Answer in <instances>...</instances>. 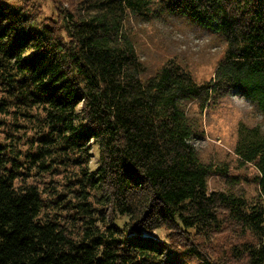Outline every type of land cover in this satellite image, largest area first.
Here are the masks:
<instances>
[{"label": "trees", "instance_id": "16d2710c", "mask_svg": "<svg viewBox=\"0 0 264 264\" xmlns=\"http://www.w3.org/2000/svg\"><path fill=\"white\" fill-rule=\"evenodd\" d=\"M50 1L0 0V264H264V0ZM165 15L223 42L209 80L140 59L130 21ZM233 89L261 115L233 148L251 197L191 142L187 106Z\"/></svg>", "mask_w": 264, "mask_h": 264}, {"label": "rangeland", "instance_id": "374dc122", "mask_svg": "<svg viewBox=\"0 0 264 264\" xmlns=\"http://www.w3.org/2000/svg\"><path fill=\"white\" fill-rule=\"evenodd\" d=\"M22 2L23 0H6ZM41 8L43 15L52 10L50 0H32ZM131 40L137 53L147 66L154 68L164 60L173 58L192 78L204 82L212 77L217 62L223 54V42L214 34L184 19L171 16L151 21L132 19L129 24ZM187 117L194 123L195 133L191 142L204 163L218 168L227 167V172L213 173L208 178L209 190L230 191L245 197L254 196L257 184L255 170L250 165L238 163L233 152L237 142V128L240 124L254 126L261 123V115L254 104L236 89L216 102L199 110L196 104L187 106ZM10 117L0 118V142L6 138ZM154 234V233H153ZM229 234V233H228ZM226 234L220 235L219 242H226Z\"/></svg>", "mask_w": 264, "mask_h": 264}]
</instances>
